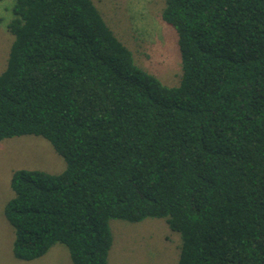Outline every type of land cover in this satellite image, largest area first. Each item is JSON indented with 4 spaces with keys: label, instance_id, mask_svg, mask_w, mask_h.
<instances>
[{
    "label": "trees",
    "instance_id": "obj_1",
    "mask_svg": "<svg viewBox=\"0 0 264 264\" xmlns=\"http://www.w3.org/2000/svg\"><path fill=\"white\" fill-rule=\"evenodd\" d=\"M0 142L63 157L18 169L4 216L15 258L56 244L108 264L111 220H164L178 264H264V0H166L177 87L141 69L91 0H13Z\"/></svg>",
    "mask_w": 264,
    "mask_h": 264
},
{
    "label": "rangeland",
    "instance_id": "obj_2",
    "mask_svg": "<svg viewBox=\"0 0 264 264\" xmlns=\"http://www.w3.org/2000/svg\"><path fill=\"white\" fill-rule=\"evenodd\" d=\"M116 38L133 54L137 66L163 84L177 87L182 75L178 34L162 19L166 0H91ZM13 0H0V74L6 69L14 36L8 30ZM66 163L54 147L36 136L0 142V264H71L67 248L56 244L39 259L14 257V229L4 216L5 204L14 196L10 186L18 169L58 174ZM113 245L108 264H178L181 240L162 219L139 223L111 220Z\"/></svg>",
    "mask_w": 264,
    "mask_h": 264
}]
</instances>
